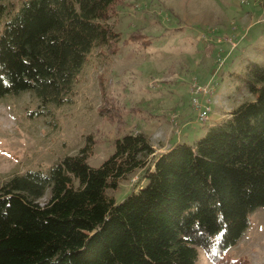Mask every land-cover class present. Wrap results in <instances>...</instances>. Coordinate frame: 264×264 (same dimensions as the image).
<instances>
[{
	"label": "trees",
	"instance_id": "obj_1",
	"mask_svg": "<svg viewBox=\"0 0 264 264\" xmlns=\"http://www.w3.org/2000/svg\"><path fill=\"white\" fill-rule=\"evenodd\" d=\"M122 3L0 0V98L30 93L38 105L27 114L52 122V106L74 104L90 54L119 50L121 34L111 19ZM260 46L261 60L247 59L230 72L255 100L230 110L195 143L177 141L154 155L148 134L125 133L93 166L95 139L88 135L78 152L6 177L0 264H198L199 247L215 264H239L225 251L244 237L250 214L264 207ZM138 169L147 184L116 201L110 191Z\"/></svg>",
	"mask_w": 264,
	"mask_h": 264
},
{
	"label": "rangeland",
	"instance_id": "obj_2",
	"mask_svg": "<svg viewBox=\"0 0 264 264\" xmlns=\"http://www.w3.org/2000/svg\"><path fill=\"white\" fill-rule=\"evenodd\" d=\"M111 22L121 34L119 50L90 54L74 104L52 106V122L27 114L38 105L30 93L0 98V183L78 152L88 135L95 139L93 166L112 154L115 139L125 133L148 134L154 155L177 141L193 144L230 110L255 100L230 72L247 59L263 58L264 0H123ZM196 82L209 94L195 93ZM194 95L211 107L207 120L199 119ZM143 172L110 191L116 201L147 184ZM250 218L244 237L225 252L239 264L241 257L245 264H264V207ZM198 264H215L203 247Z\"/></svg>",
	"mask_w": 264,
	"mask_h": 264
},
{
	"label": "built area",
	"instance_id": "obj_3",
	"mask_svg": "<svg viewBox=\"0 0 264 264\" xmlns=\"http://www.w3.org/2000/svg\"><path fill=\"white\" fill-rule=\"evenodd\" d=\"M193 86H194L195 93L209 94V90H207L208 86L200 85L197 82ZM193 104L198 111L199 118L201 120H207L209 118V112L211 110V107L209 105L203 106L202 102L197 96L194 97Z\"/></svg>",
	"mask_w": 264,
	"mask_h": 264
},
{
	"label": "crops",
	"instance_id": "obj_4",
	"mask_svg": "<svg viewBox=\"0 0 264 264\" xmlns=\"http://www.w3.org/2000/svg\"><path fill=\"white\" fill-rule=\"evenodd\" d=\"M158 155V154H157Z\"/></svg>",
	"mask_w": 264,
	"mask_h": 264
}]
</instances>
